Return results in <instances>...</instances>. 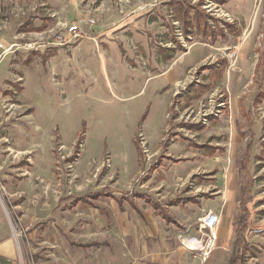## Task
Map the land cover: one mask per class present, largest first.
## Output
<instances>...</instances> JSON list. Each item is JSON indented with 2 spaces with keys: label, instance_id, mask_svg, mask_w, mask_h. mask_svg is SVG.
<instances>
[{
  "label": "rangeland",
  "instance_id": "obj_1",
  "mask_svg": "<svg viewBox=\"0 0 264 264\" xmlns=\"http://www.w3.org/2000/svg\"><path fill=\"white\" fill-rule=\"evenodd\" d=\"M168 1L0 0V49L7 51L0 60V205L25 264H134L118 260L116 251L123 257L128 223L145 217L125 200L121 211L107 197L94 206L73 203L100 189H133L169 203L182 226L176 238L190 251L187 241L200 237L208 210L225 203L222 218L235 227L249 139L243 108L253 113L254 147L262 156L253 155L249 165L247 228L261 231L238 250L237 263L264 264V105L252 101L264 86L254 71L264 0H183L235 24L236 32L225 30L216 40L195 29L186 38ZM76 23L79 37L55 43ZM163 47L174 48L171 59ZM220 57L227 59L221 75L200 69ZM146 110L148 119L139 123ZM190 139L219 149L208 155ZM135 202L152 220L153 209ZM103 239L112 245L69 244ZM143 251L134 253L140 264Z\"/></svg>",
  "mask_w": 264,
  "mask_h": 264
},
{
  "label": "crops",
  "instance_id": "obj_2",
  "mask_svg": "<svg viewBox=\"0 0 264 264\" xmlns=\"http://www.w3.org/2000/svg\"><path fill=\"white\" fill-rule=\"evenodd\" d=\"M263 37H264V33L262 35V38ZM5 47L6 46L3 45L0 49V60L3 57L7 56V51L4 50ZM221 58H225V57H220L218 59H221ZM218 59H216L215 61H213L211 63L216 62ZM256 62H257V60H256ZM256 62H255V67H256ZM226 64H227V62H226ZM255 67H254V71L259 72L262 76V80L264 81V77H263L261 71L255 70ZM224 69H225V67L223 68V70ZM223 70H222V72H223ZM209 71H212V70H209ZM214 73H216V72H214ZM260 85L262 86V88H264L262 83H260L259 86ZM259 86H258V88H259ZM258 88H257V90L253 96L252 101L254 103H261L262 102V105H264V98H258L257 97ZM176 95L177 94H175L174 98L179 97ZM166 108H167V106L165 105L164 109H166ZM242 113H243L244 118L246 119L247 130L249 132V139L245 144V150L243 153L242 161H244V155L246 152L247 144H248V142L252 141L251 152L249 155V165H250V161H251V158L253 155L257 156L258 157L257 159L262 158V156H260L259 152L258 153L256 152V149L254 147V139L258 137V131L256 130V125H254L253 113H252L251 109L245 110L244 108L242 110ZM149 115H150V112H147V115H146L145 119L143 120L144 123L148 119ZM248 116H250V118L252 120L251 128L249 127V117ZM162 122H165L164 118L162 119ZM162 122H161V124H162ZM159 128H160V126H159ZM188 128H193V127H188ZM149 132L150 131H147L145 129V133L147 134L146 135L147 137H148ZM189 141H191L192 147L197 148V149H203L205 151V153L208 155H213L219 149L218 145L210 144L209 142L198 143L192 139H190ZM192 142H195L197 144V146L193 145ZM202 144H209V145L215 146L217 149L215 150V152L213 154H210L209 152H207L206 148L198 147V145L200 146ZM135 149H136V146H135ZM136 152H137V149H136ZM137 155H138V152H137ZM175 160H182V158H178ZM249 165L247 168L248 171H249ZM243 173H244V171H243ZM100 190L105 192V193H111L117 197H121L122 195L126 194L129 191L140 192V191H136V190L131 189V190H127L121 194H116V193L109 191V190H104V189H100ZM100 190H95V191H100ZM95 191H92V192H95ZM89 193H91V192H88L86 194H89ZM141 193L146 194L145 192H141ZM86 194H84V195H86ZM146 195L150 196L153 200L159 202L166 209V211L176 219L178 224H175L173 222H166L159 215H157L155 213L154 209L152 208V206L149 205L143 199L153 209V212L151 213V216H150V218L152 217V220H148L147 215L145 213L142 214V211L140 210V208H138V206L135 202V199L139 198L137 196L132 197V200L135 204L134 207L131 206L130 203L128 202V200H126L124 198H121L122 203L120 205L116 199L109 197V196H102L100 198L93 199L92 203H87L90 206H94V201L107 197V198L114 200L117 204L118 209L121 211V210H124L123 202L125 200L128 202V204L130 205V207L133 210L137 211L140 215H143L145 217L146 221H142V222L130 221L128 223V229H129V232H128L129 238L128 239H129V241H127L128 244H127V247L125 249V253H123V257L120 255L118 250L116 251L118 260L121 258V260H123V261H129V262L132 261V262H135L134 264H140V262H138L137 257H135L134 253L136 252V250H138V247L141 246V248L144 251L142 252V254L139 258L141 259L142 257H145L146 264H238L237 262H238V260H240V256H238V253H237L238 250L247 246L249 244L250 238H252V236L257 235V234L251 233V230L253 228H261L258 226L247 228V224H248L249 217H250V212H249V208H248V203L250 202V197H251L250 196L249 200L247 201V204H246L248 212H249L247 224H246V227L241 234V240L245 243V245L242 246L240 249H237L235 247V240H236V229L238 227V220H237V224L235 225V227L233 226L231 228L230 226L227 225L226 219L222 218L223 213L226 212V204L225 203L224 204L222 203L221 205H219L217 208H215V210L211 209L212 211L217 212L220 215V221H219L218 226H217V240H216L215 247H214L209 259L206 262H201L197 251H195V250L190 251V250L186 249L176 238L179 233L181 234V231L178 228L179 227L182 228V226H181V223L177 220L176 216H174L171 213L169 203H167L166 201H162L159 198L155 199V198H153L152 195H149V194H146ZM250 195H251V192H250ZM80 196H82V195H80ZM77 197H79V196H77ZM190 197H194L195 201L190 200L189 199ZM75 199L73 200V203H77V201L75 202ZM186 200L191 202V203H194V204H199V199L196 196H189L186 198ZM239 200H240V198H239ZM239 200H238V205H239ZM78 202H83V201H78ZM84 203H86V202H84ZM239 209H240V205H239ZM154 214L159 216L163 220V222L156 220L157 216H155ZM240 214H241V209H240ZM238 219H239V217H238ZM181 235H183V234H181ZM142 238H144L145 240H143ZM73 242L74 243H82V244L99 242L100 244L98 246L91 245V246L83 247V246L74 245ZM69 244L71 246L79 247L82 249H86V248H90V247H96V248L100 249L103 246L106 248H109L112 245V243L109 240H105V239H103V240H91V241H73V240H70ZM235 253H237V260L235 262H232V257L234 256ZM23 258L20 256V253L18 251V242H17L15 236L13 235V232L11 231L10 223L7 219V216L4 212V209L0 205V264H25V260ZM118 260H116L117 263H118Z\"/></svg>",
  "mask_w": 264,
  "mask_h": 264
},
{
  "label": "trees",
  "instance_id": "obj_3",
  "mask_svg": "<svg viewBox=\"0 0 264 264\" xmlns=\"http://www.w3.org/2000/svg\"><path fill=\"white\" fill-rule=\"evenodd\" d=\"M202 1V0H201ZM219 2H225V0H217ZM169 10L171 11V16L174 17L175 21H178L181 25V29H182V34L187 38L188 34L190 32H192L194 29L201 32L203 35L209 36L212 40H215L217 37H226L225 34V30H228L230 32H236L237 31V27L235 26V24L223 21L221 19L215 18L213 16H211L210 14H208L207 12H205L204 10H202L200 8V4L197 5H190L189 3H186L183 0H169L167 2ZM192 10V14L190 13V11ZM209 20H212V24L209 22ZM45 27L44 24H42L41 26H33L30 25L27 28V31L30 30H41ZM264 30V29H263ZM262 45L263 48L261 50V52H259L258 54V58H257V62H256V67L255 70H260L263 77H264V37L262 38ZM179 46L180 43H179ZM181 49L182 46H181ZM161 52L166 53L164 55L165 60H169L171 59L173 52H174V48L173 47H163L161 48ZM227 60L225 58H221L218 59L216 62L214 63H210V64H204L202 66H200V69H210L214 72H216V74H218V76L221 74L223 68L226 65ZM191 85V84H190ZM188 86L189 88L191 86ZM257 97L258 98H264V88H262V86L260 85L257 91ZM148 110H146L139 119V122L143 121L147 115ZM249 117V127L251 128L252 126V120ZM187 127H193L194 124H184ZM82 138V136H79V141ZM79 144V143H78ZM134 144L136 146L138 155L140 156L141 153V147L139 144L138 140L134 141ZM193 145L197 144L195 142H192ZM78 145H76V150ZM198 147L200 148H206L207 152H209L210 154H213L215 152V150L217 149L215 146L209 145V144H202V145H198ZM251 147H252V141L248 142L247 144V148H246V152L244 155V161L242 163V167L244 169V184L242 187V192L240 195V200H239V205H240V209H241V214L239 216L238 219V227L236 229V240H235V247L237 249H240L242 246L245 245V243L241 240V234L243 232V230L246 227L247 224V219H248V209H247V201L249 200L250 197V188L251 185L253 183V177L251 175V173L247 170L248 165H249V155L251 152ZM74 154L69 158V159H73ZM102 196H109L112 197L114 199H116L118 201V203L121 205L122 201L121 198H124L126 200H128V202L130 203L131 206H135L132 197L133 196H137L139 198L144 199L149 205L152 206V208L154 209L155 213L157 215H159L162 219H164L166 222H173L175 224H178L176 219L170 215L166 209L157 201L153 200L150 196H147L144 193L141 192H135V191H129L126 194L122 195L121 197H117L111 193H105L103 191H95V192H91L89 194L86 195H82L79 196L75 199V202L77 201H83L86 203H92L93 199H97L100 198ZM192 201H195L194 197H190L189 198ZM74 245L77 246H91V245H96L98 246L100 243L99 242H92V243H74ZM236 249V250H237ZM237 260V253L234 254V256L232 257V262H235Z\"/></svg>",
  "mask_w": 264,
  "mask_h": 264
},
{
  "label": "built area",
  "instance_id": "obj_4",
  "mask_svg": "<svg viewBox=\"0 0 264 264\" xmlns=\"http://www.w3.org/2000/svg\"><path fill=\"white\" fill-rule=\"evenodd\" d=\"M88 24L94 23L93 19H89L86 21ZM82 27L79 24H74L72 26H68L65 35L64 33L58 34L55 36V43L62 45L70 42L72 39H76L81 35ZM69 35V36H67ZM220 221V215L217 212L212 210H208L203 217L200 219L199 224V232L200 237H192L188 239V243L186 246L189 249L195 250L198 252V256L201 262H206L214 247L217 240V226ZM261 231V228H253L251 233L258 234ZM199 243V245H195V243Z\"/></svg>",
  "mask_w": 264,
  "mask_h": 264
},
{
  "label": "bare ground",
  "instance_id": "obj_5",
  "mask_svg": "<svg viewBox=\"0 0 264 264\" xmlns=\"http://www.w3.org/2000/svg\"><path fill=\"white\" fill-rule=\"evenodd\" d=\"M196 243H197V242H196ZM196 243H195V244H196ZM196 245L198 246V245H199V243H197Z\"/></svg>",
  "mask_w": 264,
  "mask_h": 264
}]
</instances>
